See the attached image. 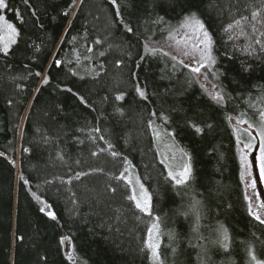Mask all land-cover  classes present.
Segmentation results:
<instances>
[{
	"label": "trees",
	"instance_id": "trees-1",
	"mask_svg": "<svg viewBox=\"0 0 264 264\" xmlns=\"http://www.w3.org/2000/svg\"><path fill=\"white\" fill-rule=\"evenodd\" d=\"M238 121L264 138V0H0V264H264Z\"/></svg>",
	"mask_w": 264,
	"mask_h": 264
},
{
	"label": "rangeland",
	"instance_id": "rangeland-1",
	"mask_svg": "<svg viewBox=\"0 0 264 264\" xmlns=\"http://www.w3.org/2000/svg\"><path fill=\"white\" fill-rule=\"evenodd\" d=\"M191 34L194 35L191 36ZM180 35L182 36V30L180 31ZM184 37L185 39L180 41V43L176 41L173 50L178 51V56L182 60L187 61L188 65L190 64V67L193 71H195V74H197L200 78L202 77L201 81H203L206 85L207 90L212 95H218L214 86H212L205 78V73L203 71V68H209L208 66L211 64L208 39L202 32L199 34H196V32L188 33L187 35H184ZM245 124L246 123L241 121H238L236 124L238 142L240 143L242 153L241 179L243 182L244 193L247 197L246 199L249 203L252 214L264 221V201L260 196V191L251 161V156L254 153V150H258V159L256 158V164L259 179L264 189V138L262 131L259 132L256 128L253 129L249 125ZM253 131H256L258 134L257 138ZM165 158L167 159L165 161V165L169 175L178 184H182L184 177L187 174V167H178L176 161L169 155H166ZM134 180L131 182L134 199L140 208L148 211L150 205L149 193L141 182ZM147 240L150 247L154 248L157 246L159 242V234L155 228L150 230ZM252 264H260V262L254 261Z\"/></svg>",
	"mask_w": 264,
	"mask_h": 264
},
{
	"label": "water",
	"instance_id": "water-1",
	"mask_svg": "<svg viewBox=\"0 0 264 264\" xmlns=\"http://www.w3.org/2000/svg\"><path fill=\"white\" fill-rule=\"evenodd\" d=\"M252 167H253L254 173L256 175V179H257L259 188L261 190L262 196L264 197V192H263V189H262V186H261V182H260V179H259V176H258V170H257L256 160H255V153L252 154ZM43 212L46 213V214H50V208H49L48 205H46L43 208ZM65 244H66L65 245L66 246V250L68 251L70 246H69V241L67 239L65 240Z\"/></svg>",
	"mask_w": 264,
	"mask_h": 264
}]
</instances>
